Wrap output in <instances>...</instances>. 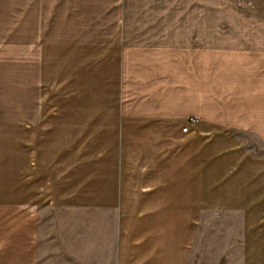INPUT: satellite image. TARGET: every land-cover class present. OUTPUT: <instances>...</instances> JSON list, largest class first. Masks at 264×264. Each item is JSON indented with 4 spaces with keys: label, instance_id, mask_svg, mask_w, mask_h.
Here are the masks:
<instances>
[{
    "label": "crops",
    "instance_id": "obj_1",
    "mask_svg": "<svg viewBox=\"0 0 264 264\" xmlns=\"http://www.w3.org/2000/svg\"><path fill=\"white\" fill-rule=\"evenodd\" d=\"M244 135L264 150V14L0 0V264H187L200 225L231 217L223 262L264 264V154Z\"/></svg>",
    "mask_w": 264,
    "mask_h": 264
},
{
    "label": "rangeland",
    "instance_id": "obj_2",
    "mask_svg": "<svg viewBox=\"0 0 264 264\" xmlns=\"http://www.w3.org/2000/svg\"><path fill=\"white\" fill-rule=\"evenodd\" d=\"M235 2L236 6L239 9L249 10V11H256L261 14H264V0H232ZM193 44L196 45V48H189L188 49V55L190 58H194L197 56V51H199V40H193ZM139 66V65H137ZM192 67L194 66V63H189L187 65ZM128 67V71H130V74L125 75V83L130 82L131 85L133 83L135 84V87L130 89V100L133 102H138L141 100V94H148L149 88L144 84H146V80L144 78H141L139 73H135L134 76H131L132 73L135 72L136 67L134 65H125V68ZM170 77L165 74V77L162 78L161 83L165 85L163 88H166V84H169L174 82V79H169ZM176 81H180L177 79ZM190 81V80H189ZM141 82V85L138 86L137 83ZM185 82V81H184ZM198 82V83H196ZM190 87L195 90L197 87V91L199 92V80L193 81L191 84H189ZM152 89L154 87V84L151 86ZM170 88V87H169ZM169 88H167L164 91L166 95L169 92ZM172 88V87H171ZM150 95V94H149ZM129 97H125V101L128 100ZM145 100V99H143ZM194 100V99H193ZM197 104L199 106V103H196L195 101H189L186 102L185 105L191 108V113L195 114V107H197ZM195 116V115H194ZM243 143L245 146L251 150V152L255 155H261L264 154L263 148L256 142V139L254 136H242ZM224 219V218H223ZM233 220V221H232ZM223 223H218L215 225L211 224H204L200 225L199 227V233L197 238L193 242V246L191 249V255L187 261V264H228L227 262H223L225 260V254L227 252L228 245H232L229 247V253H230V259H235L237 257V250L238 246L240 244V232H241V223H239V220L236 218H232L227 221L228 223H225L221 220ZM216 227V228H215ZM215 228V229H214ZM234 264V263H233Z\"/></svg>",
    "mask_w": 264,
    "mask_h": 264
},
{
    "label": "built area",
    "instance_id": "obj_3",
    "mask_svg": "<svg viewBox=\"0 0 264 264\" xmlns=\"http://www.w3.org/2000/svg\"><path fill=\"white\" fill-rule=\"evenodd\" d=\"M182 130L185 131L186 130V127L182 128Z\"/></svg>",
    "mask_w": 264,
    "mask_h": 264
}]
</instances>
